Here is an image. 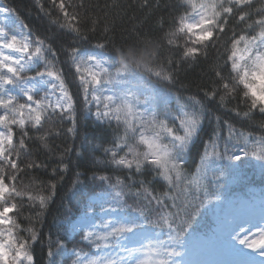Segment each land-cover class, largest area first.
<instances>
[{
    "label": "snow or ice",
    "instance_id": "obj_1",
    "mask_svg": "<svg viewBox=\"0 0 264 264\" xmlns=\"http://www.w3.org/2000/svg\"><path fill=\"white\" fill-rule=\"evenodd\" d=\"M51 3L56 17L43 5L41 10L69 38L61 48L37 35L11 6H0V264H35L42 218L69 171L65 157L71 150L65 149L51 168L54 176L60 173L56 181L33 175L47 169L55 154L50 141L61 134L57 123L67 117L73 123L67 131L76 134L77 100L61 57L74 70L84 109L94 108L113 133L109 145H93L103 157L94 163L123 175L94 171L88 186L84 173H74L69 191L82 210L54 220L64 238L53 240L49 232L48 264H64L68 257H74L71 264H264L257 259L264 257V195L258 203H230L210 236L197 232L202 215L223 208L222 180L239 175L253 158L264 175V120L254 119L264 117V0H176L179 15L163 36L134 32V40L119 44L110 35L114 23L104 18L109 7L119 6L116 0ZM164 23L161 18V29ZM165 44L179 49L180 61L195 62L216 50L217 81L199 89L202 95L174 92L178 69L161 58ZM162 94L174 95L177 107L161 104ZM232 101L246 110L238 104L231 111L259 132L215 115L211 105L226 108ZM210 120L216 127L189 173L186 156ZM40 148L49 154L45 160L36 157ZM146 172L151 179H143ZM157 178L167 191L150 186ZM25 208L33 211L25 215Z\"/></svg>",
    "mask_w": 264,
    "mask_h": 264
},
{
    "label": "trees",
    "instance_id": "obj_2",
    "mask_svg": "<svg viewBox=\"0 0 264 264\" xmlns=\"http://www.w3.org/2000/svg\"><path fill=\"white\" fill-rule=\"evenodd\" d=\"M6 5L11 6L16 14L28 25L37 35L41 38L47 36L49 43H53L55 48H61L67 46L69 38L66 35H61L60 30L50 22V17L45 15L41 10V5L44 9L51 10L52 17L58 15V9L53 8L51 0H3ZM58 2V0H57ZM75 2V0H74ZM93 3H99L104 5L105 3L111 4L113 0H92ZM118 7H109L107 10V16L104 17V13L96 11L94 15L104 17L110 24L114 23V30L110 35L114 36L115 40L119 44L121 41H131L135 39L134 32L148 33L152 37L163 36L165 31H168L172 26L173 18L177 17V12L174 4L176 0H148V6L142 7L143 0H116ZM159 5V6H157ZM165 5H170L166 7ZM164 19L165 23L163 29L160 27V20ZM101 38L98 33L92 38L94 44L97 39ZM183 43V40L180 41ZM209 55L207 58L199 57L195 62L191 60L180 61L179 49L169 48L166 44L164 45L161 53V58H170L174 61L173 67L178 69L179 80L174 92H178L182 96L187 95H202L199 89L210 88L216 81L217 78L212 71V66L216 63L221 62V58L218 57L216 50L209 49ZM220 52H223V48H220ZM64 58L61 57L62 66L65 69L66 80L69 82L71 91L73 92L74 98L77 100L76 109V134L68 132L69 128L73 127V123L67 117L55 126L60 130L59 136H53L51 138V145L55 150V154L51 159L46 162L48 164L47 169H41L33 173V175L39 177L44 181H56L57 175L51 173V168L55 167L58 163V155L65 149L71 151L65 157V162L71 161L69 171L62 184H57L56 196L54 202L50 205L48 212L43 216V226L40 228L41 239L34 246L35 264H48L47 257V237L51 231L53 240L56 239L57 235L61 239L64 238V232L57 231V227L54 224L56 218H63L67 215L78 216L77 209L82 210V204L77 200L70 191V184L76 171H81L87 177L86 184L91 186V175L94 171L99 172L101 170L106 171L108 174H119L115 173L112 168H105L103 165L97 166L94 163V158H103L101 150H94L93 145H109L113 133L107 123L103 120L98 119L95 115V109L91 112L84 109L83 103L80 100L79 93L76 90L75 74L74 70L69 64L63 63ZM179 61V63H175ZM169 103L173 109L177 107V103L174 95L161 96V104ZM239 104L240 110L245 111L246 108L239 101H232L226 108L218 107L215 104L211 105L215 115H218L222 120L230 121L235 127L243 128L248 131L259 132L257 126L249 127L248 122L244 121L243 117H238L235 112L231 111L232 108ZM255 121L259 122L264 120L257 114L254 117ZM216 127L215 121H206L201 131L199 132L198 138L195 139L194 143L190 147V151L186 156L185 168L189 173L195 171L199 164L200 156L203 155L204 148L209 142V138L212 136L213 130ZM43 131V129H41ZM226 128L223 129V133L226 135ZM32 133L30 132V135ZM33 146V145H30ZM35 147H39V144H35ZM49 154L40 148V151L36 153L38 160H45ZM258 164L253 158L252 165H248L247 162L242 165L241 172L239 175L233 177L228 176L226 180H222L221 183L224 186L219 189L221 195L225 197L223 208L213 212L208 211L206 214L199 218V224L197 232L200 236L208 235L214 227H216L215 218L217 215H221L227 207V202L231 197L237 195L247 196L246 192L248 188L258 189L260 192L258 195H264V175L261 174ZM151 173L146 172L143 179H151ZM28 182L27 180L25 181ZM157 192L167 191L166 184L157 178L152 181L150 185ZM34 194H40L39 188L33 189ZM132 201L130 200L129 203ZM31 209L25 208L24 214L27 215ZM34 214V212H33ZM20 223L27 226V221L23 218L20 219ZM37 227H40L37 224ZM78 240V237H77ZM54 247V245H53ZM69 247H72L70 244ZM85 250L87 245H84ZM74 257H68L64 259V264H71V260ZM57 260L60 257H56Z\"/></svg>",
    "mask_w": 264,
    "mask_h": 264
},
{
    "label": "rangeland",
    "instance_id": "obj_3",
    "mask_svg": "<svg viewBox=\"0 0 264 264\" xmlns=\"http://www.w3.org/2000/svg\"><path fill=\"white\" fill-rule=\"evenodd\" d=\"M0 6H5V3L2 0H0ZM2 17H3V14L0 13V19H2ZM247 192H248L247 196L238 195L236 197H231L227 202V207H226L225 211L223 213H221V215H224L229 211L230 203L231 204H240V203L250 202V201H255L256 203L259 202L261 195H258V193H259L258 189H256V190L249 189ZM213 229H212V231H213ZM212 231H211L210 235L212 234ZM257 259H264V257H257Z\"/></svg>",
    "mask_w": 264,
    "mask_h": 264
}]
</instances>
